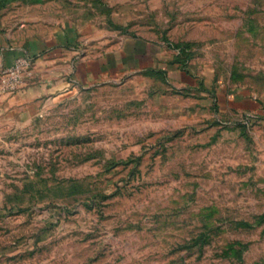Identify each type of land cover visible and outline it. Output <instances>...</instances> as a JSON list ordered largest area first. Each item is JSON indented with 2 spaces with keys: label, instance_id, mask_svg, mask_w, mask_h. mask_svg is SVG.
Returning a JSON list of instances; mask_svg holds the SVG:
<instances>
[{
  "label": "rangeland",
  "instance_id": "obj_1",
  "mask_svg": "<svg viewBox=\"0 0 264 264\" xmlns=\"http://www.w3.org/2000/svg\"><path fill=\"white\" fill-rule=\"evenodd\" d=\"M66 23L115 60L0 103V264H264V0H0V54Z\"/></svg>",
  "mask_w": 264,
  "mask_h": 264
},
{
  "label": "crops",
  "instance_id": "obj_2",
  "mask_svg": "<svg viewBox=\"0 0 264 264\" xmlns=\"http://www.w3.org/2000/svg\"><path fill=\"white\" fill-rule=\"evenodd\" d=\"M79 41L78 30L66 23L46 34L29 35L1 52L0 66L11 63L19 54H28L33 58L22 83L12 92L0 91L4 112L13 115L27 102L34 105L45 97L74 87L83 77H94L97 70L106 72L108 60L114 61L115 55L109 53L104 59L91 58L87 50H82Z\"/></svg>",
  "mask_w": 264,
  "mask_h": 264
},
{
  "label": "built area",
  "instance_id": "obj_3",
  "mask_svg": "<svg viewBox=\"0 0 264 264\" xmlns=\"http://www.w3.org/2000/svg\"><path fill=\"white\" fill-rule=\"evenodd\" d=\"M32 64L33 59L30 55L16 58L10 66L3 70L2 78L6 81L5 85L11 89L17 87L24 73L30 69Z\"/></svg>",
  "mask_w": 264,
  "mask_h": 264
}]
</instances>
